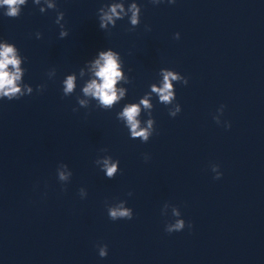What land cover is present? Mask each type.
<instances>
[{
    "label": "clouds",
    "instance_id": "1",
    "mask_svg": "<svg viewBox=\"0 0 264 264\" xmlns=\"http://www.w3.org/2000/svg\"><path fill=\"white\" fill-rule=\"evenodd\" d=\"M36 2L39 3V0H36ZM153 2L159 3L161 0H153ZM169 2H174V0H169ZM26 3L27 0H0V5L6 6L7 8V11L4 14L11 18L18 17L21 13L20 6L26 5ZM49 7H53V5L49 4ZM118 8L120 11H123V6L116 4L110 8L109 13H105V15L102 17V23L100 24L101 28L105 27L103 21L114 23L113 17H120V13L117 11ZM129 10L132 11L131 22L133 25H135L138 23L137 14L139 9L136 7V5H132ZM41 11L43 10L41 9ZM65 35H67V33L61 32V37H64ZM9 65L12 66L11 71L9 70ZM19 65L20 60L15 55L14 47L9 44L0 45V99L6 98L8 100H14L25 95L21 87L17 84V81H19L21 78V69ZM94 67L97 69L95 75L101 82L98 83L97 80L94 79L87 84L83 91L86 95H91L95 98H98L101 104L105 106H111L115 101L118 100L115 84L117 80L121 78V73L118 70L119 66L115 53L112 51L101 52L100 59L95 62ZM169 77H171L172 80L177 79V76L173 73H165L163 87L159 89L155 87L153 88V91L158 92L160 94L161 101L164 102H168L172 98V84L169 82ZM73 88L74 78L70 76L65 81L64 92L71 93ZM27 91L31 92L32 90L31 88H28ZM120 96H123V91L120 92ZM80 103L83 104L84 102L80 101ZM141 104H143L145 108L150 107L147 99L142 100ZM139 114V105L132 104L126 106L120 113V116L126 119L127 124L130 126L131 135L133 138L142 137L144 140H147L149 131L148 129H140V122L137 119ZM173 115H175V113H173ZM151 123L152 122L149 121V128H151ZM104 168L106 169V175L108 177H113L114 173L117 171L116 163H111L108 159L104 160ZM59 175L61 180L67 179L65 173L61 172ZM220 175L221 173L215 178L219 179ZM108 215L112 220H117L118 218L130 220L133 217V212L128 208L115 207L108 210ZM174 215L179 216V212L174 211ZM184 228L185 221L181 219L168 226L165 230L168 233H172L181 231ZM98 251L101 258L106 257L108 255L107 245L99 246Z\"/></svg>",
    "mask_w": 264,
    "mask_h": 264
}]
</instances>
